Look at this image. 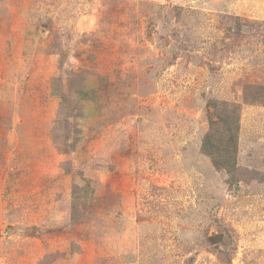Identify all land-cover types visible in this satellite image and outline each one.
<instances>
[{
    "label": "rangeland",
    "instance_id": "rangeland-1",
    "mask_svg": "<svg viewBox=\"0 0 264 264\" xmlns=\"http://www.w3.org/2000/svg\"><path fill=\"white\" fill-rule=\"evenodd\" d=\"M255 95L264 0H0V264H264ZM211 100L240 106L233 180Z\"/></svg>",
    "mask_w": 264,
    "mask_h": 264
},
{
    "label": "trees",
    "instance_id": "trees-1",
    "mask_svg": "<svg viewBox=\"0 0 264 264\" xmlns=\"http://www.w3.org/2000/svg\"><path fill=\"white\" fill-rule=\"evenodd\" d=\"M61 104L60 110L65 102V97L60 94ZM252 96L250 100H246V104L260 103L257 97ZM260 104H264L263 102ZM208 107L207 115V130L201 139L200 152L207 157L212 166L217 171H224L229 180L237 172V152H238V137L240 129V106L234 103L221 102L211 100L206 103ZM212 110V111H211ZM67 120L57 119L55 126H62ZM64 151H72L73 145L68 144ZM72 149V150H70ZM233 180V179H232ZM80 199L73 196L72 211L78 207L77 202Z\"/></svg>",
    "mask_w": 264,
    "mask_h": 264
}]
</instances>
